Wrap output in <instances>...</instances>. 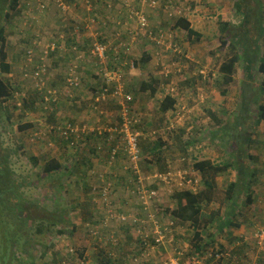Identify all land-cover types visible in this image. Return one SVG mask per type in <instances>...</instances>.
Returning <instances> with one entry per match:
<instances>
[{"label": "rangeland", "instance_id": "1", "mask_svg": "<svg viewBox=\"0 0 264 264\" xmlns=\"http://www.w3.org/2000/svg\"><path fill=\"white\" fill-rule=\"evenodd\" d=\"M63 1L69 8L66 12L58 6L56 0H22L21 12L7 26L9 61L12 63L13 72L10 76H2L12 81L16 88L18 87L21 90L19 98L27 97L28 99L34 96L37 100L38 97L33 91V81L25 80L23 76L24 70H29V67L25 65L26 53L33 51L34 55L40 56L48 45L59 41L56 52L48 56L47 64L42 63L46 64L48 68L46 80L49 84L56 82L57 86L61 87L62 95L60 97L62 103L54 111L57 118L55 120L49 119L52 113L39 106V109L35 112H26L24 109L16 110L12 120L13 125H10L7 121L4 122L3 141L5 146L16 152L18 151V154H15L12 158L13 168L18 176L24 177L26 182L30 183L25 190L26 197L30 199L31 203L38 205L32 209L30 208L31 222L29 221L27 226L23 227L16 220L13 221L14 226L11 231L21 234L17 243L8 242L9 235L7 234L9 232L0 226V264H81L82 260L78 251L81 253L80 249L82 250V248L86 250L84 264H105L102 260H106V256L104 253L99 252V249H94L97 244H100L95 237L91 236L88 229L90 225L101 226L102 224L103 214L96 203L98 198L91 199L90 194H92V191L81 188L82 185L78 186L76 183L67 185L65 183L62 187L61 182L57 179V174L45 177L42 173L45 161L52 157L59 159L65 166L81 165L84 162V155L88 154L89 149L96 145L93 138L90 141L84 139L77 143V145L80 144L78 148H68L60 145L58 137H56V140L49 135L52 124L57 120L60 123L66 121L78 122L76 126L81 130L88 129L89 133H92L95 128L109 129L120 123L119 120L114 121L113 119L116 115L117 117L121 115V107L119 109L116 101L102 104L100 110L103 114L93 109L94 103H91L92 93L94 92L93 87L100 88L102 85L100 76L97 77V85L94 83L93 85L86 79L80 90L71 89V93H74L72 101V98H69L70 94L66 93L65 86H69V83L62 82V78H65L68 66L77 65L78 61L73 64V61L70 60L72 56L77 57L73 54L75 48H72L73 50L70 48L69 59L67 53L62 52L66 47L64 37L73 30L71 27H75L79 33L81 44L87 48L95 40L93 34L97 33L99 38L106 40L109 47L107 68L112 67L113 61L111 60L114 59L116 50L120 52L121 57L124 54V50L120 47L121 41L130 43L128 54H124L128 65L123 63L124 66L120 70H122L126 81L127 92L134 99V103L131 104L132 112L134 115H141L149 123L144 126L146 142H152L160 137L169 147L173 148L166 152V162L176 164L178 170L188 169L185 173L184 171L176 173L177 181L181 179L180 174L183 176L188 174L191 178L199 179L200 177L192 168L197 161L211 160L222 163L225 159L228 160V154L230 153L228 150L230 147L226 143L228 138L220 137L215 131L217 127L212 128V124L214 120L218 119L219 123L221 122V127H227L228 123L233 122L234 115L240 114L243 72H238L235 82L230 86H224L217 82L219 78L218 65L225 59L218 39L220 33L219 23H231L239 26L241 17L236 15V3L240 0H157L158 5L156 8H152L150 0H128L134 8L144 12L148 17L149 30L154 33L153 38L162 33L168 35L169 40L163 48L157 46L156 42L148 37V34H143L135 42L131 40L130 32L136 31L138 25L130 21L124 5L117 0H92L93 14L99 19V23L93 29L86 28L85 24L88 17L86 8L74 4L73 0ZM75 1L78 2L79 0ZM170 1L177 3L182 10L179 17L187 18L192 27L202 34L203 37L200 41H189L184 31L175 30V23L179 18H171L166 12V5ZM108 2L113 4V11L107 10L106 5ZM256 2L255 0H245V4H243L245 6L250 5V15L252 16L250 29L255 27L256 16L261 6L263 7L262 17L264 23V0H261L262 3L259 7ZM119 11H122L123 14L120 15ZM256 27L259 30L258 34L263 37L264 32L260 31L259 25L256 24ZM118 32L121 33V41L116 37ZM170 35H173V38H170ZM171 44H177V52L173 51L174 48L170 50L169 46ZM260 51L264 57V38L260 43ZM157 52L160 53L159 56L156 55ZM145 53L152 56V60L147 66H143L141 63ZM85 56L82 66L79 64L80 71H85L86 75L96 74L98 70L94 64L95 59L90 55L87 56V54ZM132 62H134V68L131 67ZM135 63H138L137 66H135ZM202 71L208 79L204 80L200 77ZM27 74H30V71ZM156 78L160 81V85L156 96L153 98L150 92L143 93L140 87L143 83H148L151 79L155 80ZM37 82L36 84H39ZM262 83L263 75L255 73L250 90H254L256 94H259V89L263 86ZM46 88H48V85H46ZM171 89H174L175 92H172ZM223 91H226V94H223ZM168 93L176 96L178 111L177 113L170 111L164 119L159 108L161 101ZM258 97V104H264V94L260 92ZM256 106L252 108L253 115H256L254 114ZM213 115L218 116V118L214 119ZM29 124L37 130H33L35 128L27 131L19 129L20 126ZM251 124L252 121L250 120ZM229 129L232 131L233 127L230 126ZM137 131L140 136L143 135L142 130V135L139 128H137ZM212 132L215 133L217 138H213ZM35 133L41 136L35 137ZM152 133L155 135H152ZM178 137H180V143ZM250 141L252 142L251 146H253L250 153L254 157H259L257 159L258 163L255 164L257 161L255 160L253 164V168L258 171L257 179L259 180L253 186L256 202L251 208L243 209L246 197L241 198L240 206H242L244 217L240 220L242 222L241 228L232 229L233 237L216 233L219 246L225 247L227 253L232 256L231 258L234 257L232 263L223 261L222 264H264V244L257 237L259 233L264 231V123L256 128ZM255 141L262 144L255 143ZM245 146L249 148V146ZM33 157L39 159V165H35L34 161L31 160ZM182 157L186 158V166L183 164ZM100 166H105L104 162L100 160L94 162V168H98L99 172H104L106 169ZM154 166L155 168L153 166L151 168L150 166L144 167L143 172L148 173L151 169L163 170L162 167L156 164ZM235 174V172H231L219 177L218 185L220 189H225L231 181H234ZM73 181H75V178ZM93 183L90 185L93 187L98 186L97 183ZM159 191L160 200L157 206L160 204L161 207L173 209L175 201L169 190L164 186H160ZM125 192L124 194L127 198L129 197L128 200L130 201L124 204L119 202L122 208H119V205L116 206L123 213L133 212L136 214L137 202L132 198L129 189H126ZM52 201L57 205L54 206ZM63 206L70 209L68 216L71 217L73 223L78 225L79 230H74L71 236L69 231H72L73 227L65 225L62 228L67 231V234L63 236L47 232L42 235L36 233L33 218H45L48 211ZM219 207V204H213L205 210L210 213L218 210ZM42 209L47 210L43 211ZM225 209H227L226 206ZM248 220L252 221V226H249ZM92 221H97L99 224L94 225ZM176 228L177 242L180 244L177 247H183L184 253L188 255L192 250L193 232L188 225L184 227L176 226ZM114 232H118L123 237L124 232L116 222L110 223L107 229L102 230L103 235L106 237L114 234ZM235 239L241 241L237 243ZM121 241L122 246L115 249L114 252L120 255L119 259L123 264H127L126 259H128L129 250L131 249L130 241L126 242L125 237ZM69 252L74 255L73 261L66 260L67 256L72 257L68 254ZM210 253H212V250H210ZM157 255L159 258L156 257V260H160V262L163 256V260L167 258V254L164 255V252ZM214 259L208 262L205 258L187 256L182 264H220V260H216V257ZM156 260L152 258L150 264H157Z\"/></svg>", "mask_w": 264, "mask_h": 264}, {"label": "trees", "instance_id": "2", "mask_svg": "<svg viewBox=\"0 0 264 264\" xmlns=\"http://www.w3.org/2000/svg\"><path fill=\"white\" fill-rule=\"evenodd\" d=\"M21 1L22 0H0V226L5 229V231L9 232L7 234L9 235L7 241H13V244L17 243L18 237L21 235L19 232L11 231V228L14 226L13 221L16 220L17 223H20L23 225V227L27 226L28 222H31V217L29 216V214H31L30 208L32 209L38 204L31 203L30 199L26 197L25 190L29 187L30 183H27L24 177L18 176L15 169L13 168L12 158L15 154H18V151L16 152L5 146L3 141V129L5 130L4 122L7 121L10 123V125H13L12 120L16 110L24 109L26 112H35L37 109H39V106H41L45 111L52 113L49 119L55 120L57 118L55 115L56 112L54 111H56L62 103L61 97L59 96L62 95L61 87L57 86L56 82H51L49 84L48 80H46V75H42L39 78L35 76L37 72V66L42 64L40 56H36L34 58V62H36V64H34V62L29 63V61L27 62V52L25 65L29 67V70L27 69V71L24 70L23 72L25 80L29 79L33 81V91L35 95H38L37 100L34 96H31L28 99L27 97L19 98L18 96H20L19 94L21 93L19 92L21 90L18 87L16 88L12 81L7 80L2 76H10V74L13 72L12 63L9 61L7 26L10 25L14 17L19 15L21 12ZM255 1H257L256 5L258 7L262 3L261 0ZM73 2L74 4L77 3L75 0H73ZM243 4H245V0H240L238 3H236V15L241 17L239 26H235L231 23H219L220 33L218 35V39L221 43L220 49L223 51L225 59L220 62V65H218L217 71L219 78L217 79V82L223 84L224 86H230L233 82H235V78L239 71H242L244 74V79L242 81L243 87L242 101L239 112L240 114L234 115L233 122L228 123L229 126L227 125V127H221V122L219 123L217 119L218 116L213 115V118L217 119L214 120V128L217 127V130H215L216 133L220 135V137L228 138L226 142L230 147L228 149L230 151L228 154V160L225 159L222 163L213 162L211 160H202L194 163L192 168L200 177L198 183L195 184L197 186V191L194 192L192 190H183V188L179 191L174 189L169 190L175 201V207L173 209L161 207L160 204L158 206H154V208L146 209L143 202L139 199L138 195H140V192L145 186L150 190L159 191V186L152 184L155 181L148 180L149 177L157 174H165L169 170L172 172L180 170L185 172L188 170L185 168L183 170H178L175 166L176 164L174 165V163L169 161L166 162L165 154L173 148L169 147V145L165 141L161 140L160 137L152 142H146L147 138L145 139L144 126L149 123L147 120H144L141 115H129L133 119L135 118L139 121V125L134 127L135 130L139 128V131L141 132L142 130L143 132V135L141 132L142 136L138 138L137 149L140 160L137 164L136 162L132 161V158L128 153V145L121 141L122 136H119L118 138L117 133H115V137L113 140H111L112 135L103 131L102 129L104 128L99 127L95 128L92 133H89L87 129L83 132H80L76 136L72 135L73 133L71 132H67V129L69 125L75 127L78 122L76 123L74 121H66L60 123L57 120L52 124V129L50 130L49 135L54 139L58 137L57 139L62 146L68 148H78V145L80 144L77 145V143H80L84 139L90 141L91 138H93V141H96V145L89 149L88 154L84 155V162L81 165L65 166L59 159L53 157L45 161L42 167V173L44 176L51 177L57 174V179L61 182L62 187L65 183L67 185L76 183L78 186L82 185L81 188L92 191L90 198L93 200L94 198H98L96 203L100 212L102 211L103 214L102 223L106 219L105 210L110 209L109 207L113 208L117 214H125L129 218L128 222H122L121 220L117 219L109 220L106 223V226L100 228L99 233L96 236L92 235L91 230L100 226H88L91 236L95 237V239L98 240L99 244L101 245L100 246L97 244L96 248L93 246L94 249H99V252L104 253L106 256V260H102L103 263L123 264V262L119 259L120 255H117V253L114 252L115 249L122 246L123 243L121 239L123 237H125L126 242L130 241L129 245L131 249L129 250V257L126 259L127 264H133V258L136 256H141V252L144 248H146V244L154 242L148 240L146 241L145 236L142 237L139 233V230L143 231V229H147L151 232L153 231V226L149 225L150 222H148V214L150 213H156L157 215H160L159 219L162 225H165L167 220H173L176 226L184 227L185 225H188L190 230L193 232L191 245L192 250L190 251V254H184L181 264L185 258H187V256L205 258L208 262L215 260L214 258L216 257V260H220V264H222L223 261L226 263L233 262L234 257L231 258L232 256L227 253L225 247L221 245L219 246L216 233L218 235L222 234L233 237L232 229H240L242 226V222L240 220H242L244 217L243 209L251 208L256 202V199L254 198L253 186L259 180L257 179L258 171L253 168V164L259 157H254L250 153V149L253 148V146H251L252 142L250 140L255 133L256 128L264 123V104H258V95H260V92L264 94V57L260 51V43L264 36L261 37L258 34L259 30L256 27V24L259 25L261 28L260 31L264 32V23L262 17L263 7L261 6L259 8V13L256 16L255 27L250 29V26L252 25V16L250 15L249 9L250 5L245 6ZM71 28L73 30L67 33V36L65 37L66 48L63 49L62 52H65V54L67 53V57L69 59V52L71 51L70 48H75L76 50H73V54L77 55V57L72 56L70 60L73 61V64L78 60L77 65L79 66L80 64V66H82V62L86 57L85 54H87V56L90 55V57H93L91 53L93 44L91 43L89 48L82 45L78 31L74 26ZM174 28L175 30L179 29L184 31L187 34L189 41H200L203 37L202 34L198 33L192 27L191 22L187 18L181 17L177 19ZM99 39V42L101 41V43H107L103 38ZM79 56H81V58H79ZM124 56L126 55L122 54L121 57V55L115 54L114 58H118L119 61L116 62L115 59H112L111 61L116 63L111 65V68H107L106 64L108 62L102 63L100 60H97L93 57L95 59L94 64L99 72L96 74L85 75V71L81 72L80 66H77V75L80 79V85L75 90H80L83 87L86 79L92 84L94 83L97 85V79L99 76L102 77L104 75L105 69L120 70V68L123 66V63L125 64L127 61ZM151 60V54L145 53L141 59V63L143 66H147ZM137 64L138 63H135V66H137ZM67 69L68 71L65 75V78H62V82H66L69 77L68 72L70 70V66H68ZM28 71H30V74H27ZM255 73H260L263 75V86L259 89V94H256L254 90H250L252 87V82H254ZM200 77L204 78V80L208 79V77L203 74V71L201 72ZM157 79L158 78L155 80L151 79L148 83H143L140 87L143 93L150 92L151 96L154 98L160 85V81ZM37 81L41 82V84H36ZM43 83H45V85ZM103 83L104 81L102 79V85L100 88L103 86ZM46 85H48V88L45 87ZM100 88L93 87L94 92L92 93L93 97L91 99V103H95L96 97L100 92ZM65 89L66 93L70 94L69 98H72V101L74 99L72 97L74 96V93H71L72 90L67 89L66 86ZM54 91H56V95L59 98L52 93ZM223 94H226V91H223ZM133 103L134 99L131 104ZM131 104L129 105L130 108ZM177 105L178 101L176 96L172 97L167 95L160 104L159 109L161 111V116H163L165 119L166 115L170 113V111L177 113ZM255 105H257L256 112L254 113L256 115H253L252 108ZM117 106H119L120 109V105ZM101 112L102 111H100V114H103V112ZM118 116L119 117H117V115L113 117L114 121L119 120V122L122 123L124 116ZM250 120L252 121L251 125ZM230 126L233 127L232 131L229 129ZM33 128L35 127L31 124L19 127V129L23 131ZM33 130L37 129L35 128ZM154 133H152V135H155ZM211 134L214 139L217 138L214 132ZM90 135L91 137H89ZM39 136L41 135L35 137ZM178 141L180 143V137H178ZM258 144L262 143L258 142ZM245 145L249 146V148H247ZM184 154H186V152H184ZM31 160L34 161L35 165H39V159L37 157L31 158ZM99 160L105 164V166H100L106 169L104 172H99L98 168H94V162H99ZM182 160L184 161L183 164L186 166V158L182 157ZM257 163L258 160L255 164ZM154 164L162 167L161 169L163 170L160 171L151 169L148 173L143 172L144 167L150 166L151 168L153 166L155 168ZM231 172L236 173L234 181H231L225 189H220L218 185V178L226 173ZM189 177L188 179H190ZM74 178L75 181H73ZM121 180H123L122 183ZM92 182L97 183L98 186H91L90 184ZM108 185L111 186V195L109 196L107 203H105L103 199L105 198L104 189ZM119 189L121 192H125L126 189H129L132 198L137 202L136 214L133 212H128L127 214L119 211L117 206L120 203L117 204L118 201H115L114 199L115 194L118 193ZM243 196L246 197V201L243 204L242 209V206H240V200ZM128 198L125 199L127 202L124 203H128L130 201ZM213 204H219L220 207L218 210L208 213L205 209L211 207ZM53 205L56 206L57 204L53 203ZM105 206H108V208ZM225 206L227 209H225ZM119 208H121L120 205ZM42 210L44 211L47 209ZM69 212L70 209L67 207H55V210H50L47 212L45 218L32 217L33 223L35 224L36 233L40 235L44 234L45 232L51 234L56 233L60 236H63L67 234V231L62 228V226L68 225L73 227V230L69 231V234L72 236L74 230H77L79 227L72 222L71 217L68 216ZM248 221L250 223L249 226H252V221ZM112 222H116L120 225L122 232H124L123 237H121L118 232H114V234H111L107 237L103 235L102 230L107 229L109 224ZM92 223L94 225L99 224L97 221H92ZM150 238L152 239V235ZM258 239L260 238L258 237ZM235 240H237V243L241 241L238 239ZM261 242L264 244V241ZM166 243L169 244L160 247L153 254L152 258L156 260V257L159 258L157 254L164 252V255L167 254V260L174 254H176L175 256L177 257L178 253L184 252L182 249L183 247H177V245H180L177 242V228L175 230L174 237H172V242L170 243L167 240ZM210 250H212V253H210ZM80 251L81 253L79 251L78 253L82 260L81 264H84L86 260L84 256L86 250L82 248ZM68 254L72 257L69 258V256H67L66 260L73 261L74 255L71 252ZM152 258L150 257L149 261L139 262V264H150L152 263ZM163 259L164 256L162 258V262ZM156 262L159 264L162 263H160V260H156Z\"/></svg>", "mask_w": 264, "mask_h": 264}, {"label": "built area", "instance_id": "3", "mask_svg": "<svg viewBox=\"0 0 264 264\" xmlns=\"http://www.w3.org/2000/svg\"><path fill=\"white\" fill-rule=\"evenodd\" d=\"M119 1L120 4H123L127 13H128V17L130 19V21L137 23L138 28L136 31L130 32V37L131 40L133 42H135L140 36H142L143 34H148V37L153 40L154 42H156L157 46H159L160 48H163L164 46H166L167 41L169 40L168 35L162 33L160 35H158L157 37L155 36L154 38L152 37L154 35V33L152 31L149 30V20L148 17L145 15L144 12L137 10L136 8H134L128 0H117ZM58 6L60 8H62L63 11H67L69 10V8L64 4L63 0H56ZM76 4H78V6L82 7V8H86L88 11V17H87V21H86V28L87 29H93L95 28V26L99 23V19H97L96 16H94L93 14V5H92V0H79ZM168 5H166V12L169 14V17H178L181 18L179 16H181L182 14V10L180 9L179 5L177 3H174L173 1H170L167 3ZM150 5L152 6V8H156V6L158 5V1L157 0H150ZM106 8L108 11H113L114 10V6L111 2H108L106 5ZM119 14L122 15V11H119ZM150 32V33H149ZM95 40L92 42L93 44V48H92V55L94 58H96L97 60H100L102 63H106L107 61H109V56H108V52H109V47L107 44L101 43L98 41L99 39V34H93L92 35ZM116 37L117 39L120 40L121 38V33L118 32L116 33ZM65 38V37H64ZM170 38H173V35H170ZM121 41V40H120ZM59 41H55L53 43H51L50 45H48V47H46V49L43 51V54L41 53L40 57L42 62H46L47 61V57L51 54L56 52L57 48L59 47ZM64 43H66V41H64ZM132 43V42H131ZM58 46V47H57ZM120 47L124 50V54H128L129 48H130V43L129 42H124L121 41L120 43ZM170 50H174L173 51H178L177 45H173L171 44L170 46ZM66 48V47H65ZM64 48V49H65ZM116 55H120V52L118 50L115 51ZM157 56L160 55L159 52L156 53ZM36 55H34L33 51H29L28 52V61L32 62V60L35 58ZM83 56V55H81ZM81 56L79 58H81ZM115 61H119L118 58H114ZM116 62L113 61V64H115ZM126 65H128L127 62H125ZM124 66V65H123ZM131 67L134 68V62L131 63ZM36 77H40L42 75H46V72L48 71L47 66L42 63L40 66H37L36 69ZM69 77L66 80V82L69 83V86H66L67 89H76L79 87L80 82H79V78L77 75V65H72L70 67V70L68 72ZM104 81L103 86L100 88V92L98 93V96L96 97L93 109H95L96 112L100 113V107L102 104L107 103L109 101H116L118 103V105H120L121 107V115L124 116V120L122 123L117 124L116 127H110L102 129L103 131L111 134V140H113V138L115 137V133H117L118 138L119 136H122V140L124 144L128 145L127 149H128V153L132 158L133 162H136V164L139 162L140 160V156L138 153V138L140 137V133L137 131V129L135 130V126L139 125V121L137 119H133L132 117H130L129 115H134L131 112L130 108V104L133 101V96L131 94H129L127 92V85H126V81L124 79L123 73L120 70H109V69H105V73L104 75L101 77ZM172 92H175L174 89H171ZM51 93V92H50ZM55 96L56 95V91L52 92ZM168 95L174 97L173 94L168 93ZM102 113V112H101ZM137 120V121H136ZM87 130L85 129H79L77 126L72 127L71 125L68 126L67 132H71L73 133L72 135H78L80 132H83ZM101 130V129H100ZM99 130V131H100ZM39 134L36 133L35 136H38ZM178 171H168L165 174H157L154 176L149 177L148 180H153L155 182H153L152 184H155L157 186H164L166 187L168 190H192L194 192L197 191V186L195 184L198 183V181L200 180V178H191L188 176V174H184V176L182 174H180V181H177V176L176 173ZM182 172V171H179ZM185 173V172H184ZM188 177L190 179H188ZM196 182V183H195ZM110 185H108L105 189H104V202L107 203V200H109V196L111 195V191H110ZM139 199L143 202L144 206L146 207V209H151L154 208V206H157V204L159 203L160 200V192L157 190H150L148 188H146V186L144 187V189L140 192ZM108 208V206H105ZM110 209L105 210V214H106V219L105 221L102 223V225L100 227H95L94 229L91 230V233L93 236H96L99 233V230L101 227L106 226V223L109 220L112 219H117V220H121L122 222H128V217L125 214H117L115 212V210L111 207H109ZM160 215H157L156 213H150L148 214V222L149 225L153 226V231H149L147 229H143L139 230V233L142 237L145 236V240L147 241H154V242H150L146 244V248H144L141 252V256H136L133 258L132 262L133 264H139V262H144V261H149L150 257L152 258L153 254L162 246H165L167 240L171 243L172 242V237H174L175 234V230H176V225L175 222L173 220H167L165 225H162L160 223V219H159ZM152 235V239L150 238V236ZM257 237H259L261 241H264V231L259 233L257 235ZM260 241V242H261ZM262 243V242H261ZM263 244V243H262ZM184 252H180L178 253L177 257L175 256L176 254H174L172 257L168 258L167 260H163V262L161 264H181V261L184 257ZM159 264V263H158Z\"/></svg>", "mask_w": 264, "mask_h": 264}, {"label": "crops", "instance_id": "4", "mask_svg": "<svg viewBox=\"0 0 264 264\" xmlns=\"http://www.w3.org/2000/svg\"><path fill=\"white\" fill-rule=\"evenodd\" d=\"M152 57V56H151ZM86 75V74H85ZM73 98H74V96H72ZM213 125V127L212 128H214L215 127V123H213L212 124ZM255 143H257V141H255ZM253 153H254V151H253ZM123 182V180H121V183ZM119 191H120V189H119ZM118 191V193H116L115 194V197H114V199H115V201H118L117 202V204H119V202H121V203H123L124 204V201L125 202H127L125 199L127 198L126 197V195L124 194L125 192H119ZM122 205V204H121ZM121 208H122V206H121ZM116 257V256H115Z\"/></svg>", "mask_w": 264, "mask_h": 264}, {"label": "bare ground", "instance_id": "5", "mask_svg": "<svg viewBox=\"0 0 264 264\" xmlns=\"http://www.w3.org/2000/svg\"><path fill=\"white\" fill-rule=\"evenodd\" d=\"M99 40H100V39H99ZM100 42H101V41H100ZM102 43H103V42H102ZM104 44H105V43H104ZM72 50H73V49H72ZM52 54H53V53H52ZM79 57H80V56H79ZM47 58H48V57H47ZM33 62H34V61H33ZM45 63H46V62H45ZM46 64H47V63H46ZM46 64H45V65H46ZM104 71H105V70H104ZM37 83H40V84H41V82H37ZM43 84L45 85V83H43ZM43 84H42V86H43ZM67 84H68V83H67ZM39 86H40V85H39ZM45 87H46V86H45ZM42 88H43V87H42ZM49 88H50V87H49ZM36 89H37V88H36ZM44 90H45V88H44ZM56 90H58V89H56ZM42 91H43V89H42ZM45 92H46V90H45ZM58 92H59V91H58ZM42 93H43V92H42ZM42 93H41V94H42ZM45 95H46V94H45ZM59 96H60V95H59ZM57 97H58V96H57ZM57 97H56V98H57ZM58 98H59V97H58ZM58 100H59V99H58ZM130 109H131V108H130Z\"/></svg>", "mask_w": 264, "mask_h": 264}]
</instances>
